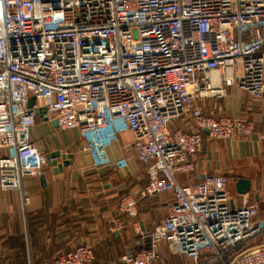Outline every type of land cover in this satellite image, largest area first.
<instances>
[{
    "label": "built area",
    "instance_id": "built-area-1",
    "mask_svg": "<svg viewBox=\"0 0 264 264\" xmlns=\"http://www.w3.org/2000/svg\"><path fill=\"white\" fill-rule=\"evenodd\" d=\"M230 87L264 100V0H0V190L20 189L47 163L30 138L37 108L60 129H77L96 166L129 131L147 172L140 198L170 191L173 199L150 247L119 261L157 264L165 243L194 261L206 254L197 264H264V245L253 242L264 222L254 205L231 208L226 175L176 178L193 169L201 130L214 139L251 132L248 120L202 112L200 100ZM184 112L194 129H170ZM136 205L130 194L118 201L129 217ZM93 259L79 243L51 264Z\"/></svg>",
    "mask_w": 264,
    "mask_h": 264
},
{
    "label": "crops",
    "instance_id": "crops-1",
    "mask_svg": "<svg viewBox=\"0 0 264 264\" xmlns=\"http://www.w3.org/2000/svg\"><path fill=\"white\" fill-rule=\"evenodd\" d=\"M199 105L206 115L239 117L253 127L246 136L237 132L227 139L211 138L201 130L202 148L188 159L193 169L177 173V181L187 184L209 174L226 175L231 208L254 205L255 219L264 222V100L230 87L224 97L200 100ZM168 125L194 129L187 112ZM30 138L45 157L58 150L70 154V163L56 172L46 163L40 175L24 178L20 189L0 190V264H51L58 254L79 243L91 247L92 264H124L119 261L122 254L149 245L150 232L165 217L173 196L166 191L140 198L147 172L137 159L129 131L119 133L107 146L108 163L99 166L83 151L77 129H60L49 117L36 115ZM6 154V149H0V156ZM120 159L125 160L124 166L117 165ZM239 179L249 180V190L243 194L235 189ZM125 194L137 199L133 217L118 209ZM253 242L264 245V232ZM158 252L157 264H197L207 257L203 254L194 261L173 253L165 243L159 244Z\"/></svg>",
    "mask_w": 264,
    "mask_h": 264
},
{
    "label": "water",
    "instance_id": "water-1",
    "mask_svg": "<svg viewBox=\"0 0 264 264\" xmlns=\"http://www.w3.org/2000/svg\"><path fill=\"white\" fill-rule=\"evenodd\" d=\"M35 101V98L32 96L28 99V106L33 105ZM36 113L38 115H40L42 118L44 116L45 119H47V117L44 115V112L41 108H37ZM52 122H54V124H56V121L54 119H52ZM70 154H61L58 150H55L53 152H50L49 154L46 155V161L48 165H52L53 166V171H61L63 166H66L70 163ZM58 158L61 159L60 162H58ZM41 180L44 179V176L41 175L40 176ZM235 189L236 192L239 194H243L246 191L249 190V180L247 179H239L236 181L235 183ZM150 246L147 245L146 248H149Z\"/></svg>",
    "mask_w": 264,
    "mask_h": 264
}]
</instances>
